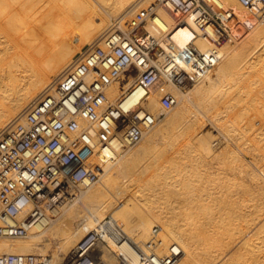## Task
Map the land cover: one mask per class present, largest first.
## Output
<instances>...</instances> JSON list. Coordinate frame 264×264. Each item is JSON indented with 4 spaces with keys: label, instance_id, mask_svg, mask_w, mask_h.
I'll use <instances>...</instances> for the list:
<instances>
[{
    "label": "bare ground",
    "instance_id": "obj_1",
    "mask_svg": "<svg viewBox=\"0 0 264 264\" xmlns=\"http://www.w3.org/2000/svg\"><path fill=\"white\" fill-rule=\"evenodd\" d=\"M208 1L233 9L238 19L234 40L219 47L221 61L200 80L187 85L185 92L160 77L144 99L141 90L126 94L121 99L123 107L140 102L153 115L143 140L123 153L129 148H124L120 136L107 137V143L98 146L90 157L99 171V180L72 192L68 200L51 210L55 216L48 210L26 237L0 236V252L33 254L45 264H68L72 247L98 229V221L109 215L115 220L113 231L119 240L109 231L102 235L92 252L96 264H122L118 258L136 264L139 250H147L152 241L156 225L163 230L159 251L174 252L177 256L173 264L263 263L256 241L264 237L260 235V229H264V172L260 174L258 167L248 165L251 162H243L234 147L231 157L228 155L230 162L225 161L228 152H221L220 141L201 130V114L194 110L193 103H201L204 107L200 105V109L205 112L217 108L210 119L222 121L233 130L236 123L230 112L242 102V93L234 92L236 85L248 82L263 88L259 85L264 80L260 72L252 78L250 74L264 62V15L251 11L239 0ZM151 2L0 0V131L89 45L112 30L137 26L148 14ZM176 15L170 4L160 5L155 19L143 32L159 37L160 26L170 31L178 46L194 42L204 52L214 47L198 35L199 28L190 16L185 24L176 26ZM131 82L124 74L118 77L107 89L110 102L117 101ZM251 85L248 87L254 88ZM166 93L177 98L176 107L166 105ZM249 121L254 124V119ZM158 134L162 146L149 152ZM185 135L188 141L182 144ZM210 158L232 164V173L212 166ZM241 193L248 194V199ZM234 226L239 229H232ZM49 250L52 253L46 255Z\"/></svg>",
    "mask_w": 264,
    "mask_h": 264
},
{
    "label": "built area",
    "instance_id": "obj_2",
    "mask_svg": "<svg viewBox=\"0 0 264 264\" xmlns=\"http://www.w3.org/2000/svg\"><path fill=\"white\" fill-rule=\"evenodd\" d=\"M264 15V0H239ZM177 11L176 26L190 16L200 33L214 47L201 51L194 43L178 46L168 29L160 36L138 24L129 31L112 30L89 45L72 65L54 79L40 95L0 131V236L24 238L48 211L68 200L75 190L99 180L90 157L107 137L120 136L124 147L143 139L151 114L137 102L122 106L126 94L141 90L144 99L163 77L178 88L200 80L222 59L219 47L234 40L238 21L233 9L208 0H154L144 18L155 19L160 5ZM124 74L131 84L117 101L110 102L107 89ZM173 107L171 93L163 97ZM83 119L86 124H81ZM55 216V215H54ZM71 249L68 264H96L92 255L99 239L109 231L119 240L115 220L107 215ZM116 230V229H115ZM162 227L156 225L147 250H139L136 264H173L176 254L159 251ZM115 232V234H114ZM119 263L126 261L118 258ZM0 264H45L33 254L0 252Z\"/></svg>",
    "mask_w": 264,
    "mask_h": 264
},
{
    "label": "rangeland",
    "instance_id": "obj_3",
    "mask_svg": "<svg viewBox=\"0 0 264 264\" xmlns=\"http://www.w3.org/2000/svg\"><path fill=\"white\" fill-rule=\"evenodd\" d=\"M141 0H138V2H140ZM154 0H152V2H153ZM151 2V3H152ZM151 3H150V5H151ZM150 22V19H147V21H144V17H143V19L141 20V22L139 23V24H141L140 26L142 27L143 25V28L144 29H147L148 30V28L146 27L147 26V23H149ZM133 27H135L133 24L132 25H130L129 27H126V28H120V29H122V30H125V31H129L130 29H132ZM232 43H234V42H232ZM262 63H259V65H257L256 67L258 68L256 71H254V72H252L251 74H250V78H252V77H254L255 75L254 74H256V75H258V73L260 72V73H262V74H260L259 73V75L260 76H262V78L264 79V62L263 61H261ZM261 65L263 66V68L261 67ZM258 66H260V67H258ZM261 68V69H260ZM260 70V71H259ZM256 72V73H255ZM258 72V73H257ZM253 75V76H252ZM251 85L250 83H248V82H241V83H238V85H236V90L234 91L235 93L238 91V92H240V93H242V95H241V100L239 101V105H241L242 106V104H243V106L241 107V106H239L238 104V107L236 106L234 109H233V111L232 112H230V116H232L231 118H233V119H235V125H234V127H233V130H228L227 129V126H225V123L223 124L222 123V121H220V122H218V121H216V120H213V118H211L210 119V116L212 115V117H213V113H215V110L217 109V108H215V109H210L209 111L210 112H208V110L207 109H205L206 110V112L205 111H202L203 109L201 108V107H204L201 103H199L198 101V103L196 102V101H194L195 103H193V108H194V110L197 112V114L199 115V114H201V115H199V117H200V120H199V123H198V125H199V127L201 128V130L204 132V133H210V134H212L213 136H214V138L216 139V141L217 142H219V144L221 145H219L220 146V148H219V150H221V152L223 151L224 153L225 152H228V153H226V154H224L225 155V157H223L224 159H227V160H225V161H229L230 159H229V157H228V155L231 157V155H232V148H233V150L234 151H236L237 152V155L239 156V155H241L240 157H242V161L243 162H245L246 164L249 162H251L250 164H248L250 167H252V168H255V169H257L256 167H258V171H259V173L260 174H263V170H262V167H264V117L262 118L261 117V115L262 114H264L263 112H264V110L262 111L261 109H263L264 108V80L259 84V85H261V84H263L262 86H263V88L262 87H258V85H253L254 86V88H251V87H248L249 85ZM241 85V86H240ZM245 85H246V87H245ZM252 86V85H251ZM252 86V87H253ZM253 89H255V90H253ZM263 89V90H262ZM181 90H183L182 92H185L186 91V89H184V88H181ZM251 90L253 91V93L251 92ZM249 91H250V93H249ZM254 91H255V93L256 94H254ZM260 92V94H259V92ZM258 92V93H257ZM251 93H252V98H250V95H251ZM250 94V95H249ZM248 95V98H246V96ZM257 95V96H256ZM243 98V99H242ZM250 98V99H249ZM248 99V100H247ZM258 100V101H257ZM261 102H260V101ZM254 101V102H253ZM197 103V104H196ZM245 103V104H244ZM261 103V104H260ZM195 104V105H194ZM246 104H247V106H246ZM252 104H254V105H252ZM167 105V104H166ZM200 105H202L201 107H200ZM245 105V106H244ZM145 106V105H144ZM199 106V107H198ZM261 106V108H259ZM174 107V106H173ZM176 107V106H175ZM248 107V108H247ZM202 110H201V109ZM221 108V107H220ZM245 108V109H244ZM257 109V110H255L254 111V109ZM147 109V108H146ZM249 109V110H248ZM199 110H201V111H199ZM245 110V111H244ZM253 110V111H252ZM240 111H242L241 112V115H239L240 113H238V112H240ZM252 111V112H251ZM256 111H259V112H261V114H259L258 112H256ZM202 112V113H201ZM213 112V113H212ZM237 112V113H236ZM246 112V113H245ZM251 112V113H250ZM150 113V112H149ZM258 113V114H257ZM151 114V113H150ZM205 115H207V116H205ZM248 115V116H247ZM151 116L153 117V115L151 114ZM239 116H241V117H239ZM256 116H257V118H256ZM261 117V120H259L260 119V117ZM151 117V118H152ZM252 117H254L253 119H254V124L252 123V121L250 122L249 120H253L252 119ZM259 117V118H258ZM205 119V120H204ZM215 121V122H214ZM247 121L249 122V123H247ZM222 123V124H221ZM251 123V124H250ZM250 124V125H249ZM220 125H221V127H220ZM222 125H224V127L222 126ZM239 125V126H238ZM250 127H249V126ZM253 125V126H252ZM256 125V126H255ZM202 126V127H201ZM225 128V129H223V128ZM235 129V130H234ZM237 129V130H236ZM251 129H252V131L253 132H251ZM254 129V130H253ZM248 130V131H247ZM234 131V132H233ZM236 134H237V136H236ZM239 134V135H238ZM247 134V135H246ZM249 135V136H248ZM186 136V135H185ZM229 136V137H228ZM232 136V137H231ZM239 136V137H238ZM236 137V138H235ZM250 137H252V139L250 138ZM144 138V137H143ZM182 138L185 140V141H183L182 140ZM259 138V139H258ZM188 137L186 136V137H181V141H182V144L184 143V142H187L188 140ZM143 140V139H142ZM141 140V141H142ZM160 136H159V134H158V136H157V139L153 142V146L152 147H150V149H149V152H151V151H153V150H156V149H160L159 147H161L162 145H161V142H160ZM244 140V141H243ZM250 141V142H249ZM260 142V143H259ZM241 143H243L242 145H241ZM247 143V144H246ZM259 143V144H258ZM240 146V148H238L239 146ZM261 145V146H260ZM228 146V147H227ZM230 146H232L231 148H229ZM236 146V147H235ZM248 146V147H247ZM124 148H129V146L128 147H124ZM132 147H130L128 150H126V151H123V153H126V152H128L130 149H131ZM223 148H228V149H223ZM250 148V149H249ZM231 149V150H230ZM238 149H239V151L240 152H238ZM259 149V150H258ZM263 149V150H262ZM227 150H230V152L229 151H227ZM242 150H243V152H242ZM247 150V151H246ZM233 151V153L235 154L236 152H234ZM251 152V153H250ZM231 153V154H230ZM238 153H240V154H238ZM259 154H260V156H259ZM256 155V156H255ZM262 156V157H261ZM210 159H212V161L210 160ZM210 159H207L209 162L211 161V163L210 164H212V166H215V165H217V166H219V167H221V168H226L227 169V171L231 174L232 173V171H231V169H230V167H231V165H230V163L229 164H227V162L226 163H224V160H222V159H218V158H210ZM217 159V160H216ZM244 159V160H243ZM223 161V162H220V161ZM261 160V161H260ZM218 161V162H217ZM248 161V162H247ZM230 162V161H229ZM258 162H259V164H258ZM219 163V164H218ZM224 163V164H223ZM221 164V165H220ZM261 165V166H260ZM216 167V166H215ZM229 167V168H228ZM260 168H261V170H260ZM264 175V174H263ZM228 176H230V175H228ZM229 178V177H228ZM241 195H243L244 197H245V199H248V194H245V193H241ZM243 196H241V197H243ZM244 199V198H243ZM242 200V199H241ZM251 203H253V202H250V203H248V204H251ZM247 210V209H246ZM240 218V220L237 218V220H239V221H241V224H242V222H244V221H242V218L241 217H239ZM237 223H238V221H236ZM241 224H240V222L238 223V226H240L241 227ZM232 229H236V230H238L239 228H237V226H234V227H232ZM260 230H262L261 231V233H260V235L261 234H264V233H262L263 231H264V229H260ZM261 237L263 238V239H258L257 241H256V243L258 244L257 246H258V248H257V253L260 251V253H259V255L261 256L260 258H261V260L263 261V263L262 264H264V256H263V258H262V254L264 253H261V251L264 249V237H263V235H261ZM262 246V248L260 247V246ZM47 254L46 255H50L51 253H52V251L51 250H49V252H46ZM264 255V254H263Z\"/></svg>",
    "mask_w": 264,
    "mask_h": 264
}]
</instances>
